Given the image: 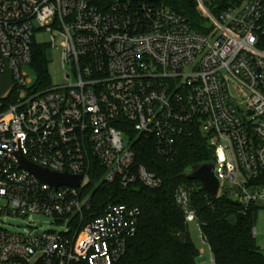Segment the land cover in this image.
<instances>
[{"label": "built area", "instance_id": "1", "mask_svg": "<svg viewBox=\"0 0 264 264\" xmlns=\"http://www.w3.org/2000/svg\"><path fill=\"white\" fill-rule=\"evenodd\" d=\"M194 1L202 32L164 0H0V78L11 79L0 94V219L44 215L62 226L0 227V264H114L140 211L94 207L89 184L93 174L122 189L159 186L135 161L139 137L168 159L195 128L219 192L264 207V0ZM36 30L63 39L62 85L22 69ZM19 155L82 180L50 185L21 169ZM176 202L194 221L188 190L179 187Z\"/></svg>", "mask_w": 264, "mask_h": 264}, {"label": "trees", "instance_id": "2", "mask_svg": "<svg viewBox=\"0 0 264 264\" xmlns=\"http://www.w3.org/2000/svg\"><path fill=\"white\" fill-rule=\"evenodd\" d=\"M164 3L184 17L192 29L202 32L204 20L196 11L194 0H164ZM31 68L36 73V81L48 77L43 47H32ZM177 145V153L166 159L157 155L150 139L139 137L133 144L136 163L160 177L161 184L157 187L135 183L122 189L115 182H95L98 175L91 174L93 181L89 189L94 207L116 203L137 207L140 211L137 232L114 264H198L199 250L190 237L184 212L176 202L179 187L189 192V206L214 264H264V254L253 232L256 212L263 206L245 208L229 191L212 197L202 190L198 181L186 178V170L208 161L212 153L198 130L192 128L191 134L182 137Z\"/></svg>", "mask_w": 264, "mask_h": 264}, {"label": "rangeland", "instance_id": "3", "mask_svg": "<svg viewBox=\"0 0 264 264\" xmlns=\"http://www.w3.org/2000/svg\"><path fill=\"white\" fill-rule=\"evenodd\" d=\"M52 37L55 41L52 45ZM37 46L44 48L45 59L47 63V72L49 83L51 86L64 84L63 68H62V37L56 32H47L44 30H36L33 37ZM23 70L27 72L29 77L36 80V73L31 66H23ZM239 180H241L239 178ZM220 191L219 193H222ZM53 218L44 215H34L28 217H6L0 219V227L14 233L43 232L46 230H54L59 232L60 225L52 223ZM255 242L264 254V207L258 208L254 221ZM188 231L193 243L199 250L198 264H211L209 259V247L201 238L199 226L196 220L188 222Z\"/></svg>", "mask_w": 264, "mask_h": 264}, {"label": "water", "instance_id": "4", "mask_svg": "<svg viewBox=\"0 0 264 264\" xmlns=\"http://www.w3.org/2000/svg\"><path fill=\"white\" fill-rule=\"evenodd\" d=\"M11 79L9 74L0 78V94H2L10 85ZM19 166L21 169L27 171L34 177L42 180L53 186L69 185L78 186L82 180V176H71L66 173H54L46 169H42L37 165H34L22 156L19 155ZM184 175L189 180L198 181L203 191L216 197L219 192V182L214 174V157L213 153H210V159L206 162L197 163L192 165L188 170L184 172Z\"/></svg>", "mask_w": 264, "mask_h": 264}]
</instances>
